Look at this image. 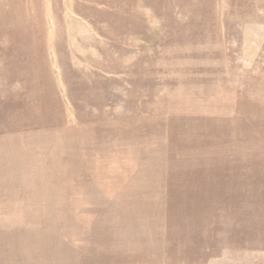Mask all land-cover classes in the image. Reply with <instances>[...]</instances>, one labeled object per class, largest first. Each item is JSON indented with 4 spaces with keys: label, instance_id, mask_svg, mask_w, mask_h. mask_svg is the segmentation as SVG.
Returning a JSON list of instances; mask_svg holds the SVG:
<instances>
[{
    "label": "rangeland",
    "instance_id": "374dc122",
    "mask_svg": "<svg viewBox=\"0 0 264 264\" xmlns=\"http://www.w3.org/2000/svg\"><path fill=\"white\" fill-rule=\"evenodd\" d=\"M0 264H264V0H0Z\"/></svg>",
    "mask_w": 264,
    "mask_h": 264
}]
</instances>
